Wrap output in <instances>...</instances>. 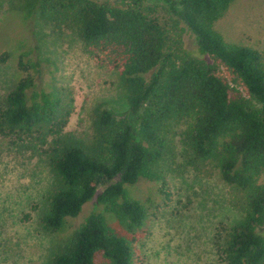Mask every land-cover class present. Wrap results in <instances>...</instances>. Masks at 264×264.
Instances as JSON below:
<instances>
[{"label":"trees","instance_id":"16d2710c","mask_svg":"<svg viewBox=\"0 0 264 264\" xmlns=\"http://www.w3.org/2000/svg\"><path fill=\"white\" fill-rule=\"evenodd\" d=\"M232 1L24 0L26 19L38 13L43 23L77 28L96 65L117 72L127 102L121 116L97 105L86 142L63 139L71 104L56 90L34 88L42 73L39 46L18 42L19 77L0 104V136L47 143L43 154L57 184L41 217L44 229L59 230L94 196L121 227H141L146 208L125 185L160 180L166 193L172 126L185 121L183 165H210L238 193L242 219L224 228V261L264 264V53L228 43L214 29ZM160 5L169 25L154 14ZM180 23L194 36L192 50L182 46ZM7 58L0 55L1 62ZM97 252L106 264L131 261L130 240L92 212L49 264H96Z\"/></svg>","mask_w":264,"mask_h":264},{"label":"rangeland","instance_id":"374dc122","mask_svg":"<svg viewBox=\"0 0 264 264\" xmlns=\"http://www.w3.org/2000/svg\"><path fill=\"white\" fill-rule=\"evenodd\" d=\"M24 8V0H0V55L8 53V58L0 61V104L19 77L18 42L36 44L42 73L34 88L56 90L71 104L61 136L86 142L97 105L108 107L115 116L127 110L126 96L117 86V72L96 65L84 50L77 28L43 23L38 13L26 19ZM154 14L163 24L171 23L163 5L157 6ZM179 26L183 27L182 46L194 49L193 34L183 23ZM214 29L228 43L264 53V0H233ZM172 128L175 158L164 164L166 193L161 191L160 180L140 179L125 185L128 196L146 208L143 224L133 231L121 227L114 215L96 202V196L76 217L66 218L59 230L44 229L41 217L57 184L43 154L47 143L33 145L0 136V264H49L92 212L103 213L107 224L130 240V264H228L220 244L224 228L242 219L235 205L238 193L210 165L184 166L185 121L173 123ZM94 262L106 264L108 260L97 252Z\"/></svg>","mask_w":264,"mask_h":264}]
</instances>
